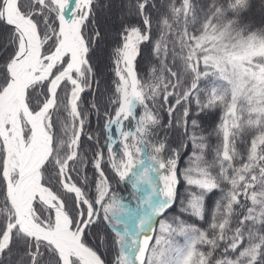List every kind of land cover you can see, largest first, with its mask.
Listing matches in <instances>:
<instances>
[{"label":"snow or ice","instance_id":"1","mask_svg":"<svg viewBox=\"0 0 264 264\" xmlns=\"http://www.w3.org/2000/svg\"><path fill=\"white\" fill-rule=\"evenodd\" d=\"M111 7L0 0V264H264V0Z\"/></svg>","mask_w":264,"mask_h":264},{"label":"trees","instance_id":"2","mask_svg":"<svg viewBox=\"0 0 264 264\" xmlns=\"http://www.w3.org/2000/svg\"><path fill=\"white\" fill-rule=\"evenodd\" d=\"M102 1H103V0H102ZM122 2H124V0H122ZM253 2H254L255 5L258 6L259 3H260V0H253ZM102 3H103V2H102ZM255 8H256V7H255ZM250 16H251V17H250ZM250 16H249V20L252 21V22H254L257 26H259V25H260V20L254 19V18L252 17L253 15H250ZM118 27H119V24L115 27V36H116V30L118 29ZM102 30H103V29H102ZM114 38H115V37H114ZM2 39H3V34L0 33V40H2ZM113 40H114V39H113ZM113 40L110 41V42H109L108 40H107V42H106V40H105V42L100 46V48H104V47H105V49H103L102 52H100V48H99L98 51H97L96 54H95L94 59H96V60L98 61V65H99V67L102 68V69L105 67V65H106L107 62H108V60H107L108 51L110 50V48H111V46H112V42H113ZM147 55H148V53H147V51H145V57H147ZM142 67H143L144 69H146V68H147V62H145V63L142 65ZM165 119H166V117H165ZM217 123H218V116H217V115H215V114H213V115H208V116H206L205 119L202 121V127H203L204 129H206L207 132H210V131H212V129L216 126ZM92 128H93V129L96 128V122H95V120H93V122H92ZM210 142H211L212 144H215V143H216L215 137H212L211 140H210ZM185 159H186V158H183V157H182V159H181V161H180L179 168L181 169V171L183 170V168H184V166H185ZM89 175H91V172H89ZM180 179H181V182L177 185V190H178V192H179L181 198H183V197L185 196V194H186V187H187V186H186L185 183L183 182L182 177H181ZM123 194L127 195V192L125 191ZM69 203L71 204V201H69ZM207 203H208V204H212V203H214V198H213V200H211V201H207ZM178 214H180V212H179V203H177V205H175V206L173 207L172 211L169 212L168 215H169V216H172V215H178ZM183 218H184L186 221H188L189 223H195V224H197V225H202V222H200L199 220H197L195 217H190V216H188L187 214H184ZM157 228H158V225H157ZM180 239H181V242H182V238H180ZM89 242H90V243L93 242V241H91V238H89Z\"/></svg>","mask_w":264,"mask_h":264},{"label":"rangeland","instance_id":"3","mask_svg":"<svg viewBox=\"0 0 264 264\" xmlns=\"http://www.w3.org/2000/svg\"><path fill=\"white\" fill-rule=\"evenodd\" d=\"M102 2L103 4H111L112 6L110 10L106 8L101 15V20L104 24L103 31L107 33L106 42L107 40L110 42L114 39L115 27L119 24L120 17L124 14L122 5L126 2V0H124V2H122V0H103ZM251 15H253L252 17L254 19L260 21L262 19L258 6L253 9ZM103 49H105V47L100 48V52H102Z\"/></svg>","mask_w":264,"mask_h":264}]
</instances>
